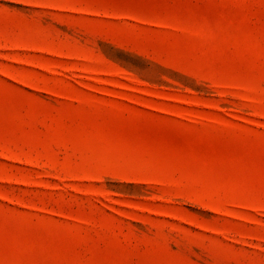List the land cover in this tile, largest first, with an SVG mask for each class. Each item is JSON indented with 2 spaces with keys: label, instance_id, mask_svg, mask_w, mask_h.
Masks as SVG:
<instances>
[{
  "label": "rangeland",
  "instance_id": "obj_1",
  "mask_svg": "<svg viewBox=\"0 0 264 264\" xmlns=\"http://www.w3.org/2000/svg\"><path fill=\"white\" fill-rule=\"evenodd\" d=\"M0 264H264V0H0Z\"/></svg>",
  "mask_w": 264,
  "mask_h": 264
}]
</instances>
